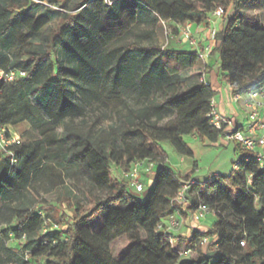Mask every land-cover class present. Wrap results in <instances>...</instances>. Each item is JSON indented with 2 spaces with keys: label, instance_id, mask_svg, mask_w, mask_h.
Wrapping results in <instances>:
<instances>
[{
  "label": "trees",
  "instance_id": "obj_1",
  "mask_svg": "<svg viewBox=\"0 0 264 264\" xmlns=\"http://www.w3.org/2000/svg\"><path fill=\"white\" fill-rule=\"evenodd\" d=\"M7 1V7L0 8V58H6L5 51L20 42L17 29L34 50H25V58L12 59L3 70H20L26 76L12 83L0 81L1 123L13 128L35 118L34 114L39 115L42 106H34L31 95L42 86L52 85L65 93L64 102L58 111L50 113V120L42 119L36 130L20 136L21 145L12 148L17 159L14 167L0 152V197L5 199L0 218L7 222L15 218L16 237L24 241L13 256L17 262L26 264L19 256L28 254L30 264H264V170L249 152L237 150L240 160L235 165L239 169L228 177L187 191L188 205L175 201L182 182L166 166L161 145L168 144L180 157L193 158L187 137L211 143L225 137L224 131L212 127L207 117L216 92L203 82L208 70L205 59L195 52H166L174 67L169 68L168 79L158 77L163 84L162 104L153 111L158 121L165 114L174 113L173 122L164 126L141 122L132 131L118 128L97 138L90 132L65 126L61 139L55 126L77 112L70 104V81L78 86L85 76L70 71L64 61L47 63L48 57L60 53L94 66L86 62V56H94L105 47L106 54L96 65L105 71V87L128 99H148L157 81L148 70L160 69L161 75V57L149 66L152 54L127 51L121 46L122 41L134 37L131 28L139 25L136 17L143 18L147 12L133 3L125 2L109 10L101 8L100 1L85 0L83 3L89 5L82 13L68 16L53 8H41L36 2L23 5L22 0ZM144 1L158 19L174 25L176 33L179 26L187 23L202 24L214 9L212 0L198 4L190 0H160L154 5L151 0ZM94 13L101 18V28H93ZM237 17L235 8L225 27L216 32L212 54L218 57L217 72L232 93L247 95L264 87V29L237 24ZM58 18L63 20L56 33L46 35ZM48 68L50 76H43ZM127 133L141 134L152 146L124 140ZM145 160L156 162L157 166L152 189L146 203H142L128 194L124 180L113 179L112 174L114 169L122 174L133 163ZM49 167L64 171L83 199L69 220L63 219L65 226H59L60 230L46 229L43 216L32 213L19 203L20 198L12 195L32 187ZM205 189L216 190L218 207L190 198L193 191ZM200 205L215 211L211 234L194 231L190 238L176 236L173 247L167 236L157 231L159 223L175 213L184 223H192V213ZM207 235L213 238L212 242L198 250L201 238ZM122 241L126 242L125 249L118 252L117 244ZM215 245L216 250L209 253L208 248ZM186 249H192L193 254L181 259L179 252Z\"/></svg>",
  "mask_w": 264,
  "mask_h": 264
},
{
  "label": "rangeland",
  "instance_id": "obj_2",
  "mask_svg": "<svg viewBox=\"0 0 264 264\" xmlns=\"http://www.w3.org/2000/svg\"><path fill=\"white\" fill-rule=\"evenodd\" d=\"M35 1L41 2V4H39L41 8H49V6L57 7L59 9L62 8L68 12V16H74L76 11L80 8L79 5L85 0H22V4L27 5L28 2L35 4ZM190 1L198 4L204 0ZM212 1L214 2L213 12L218 8H223L225 11L223 17L220 18V20L223 22L222 26L225 27L229 18L234 15L235 8H238V17L236 21L237 24H245L254 29H264V0ZM7 2V0H0V8H6L8 4ZM211 17L213 16L211 15ZM62 20V18H58L55 22H53L50 30H46V35L49 34L50 36H53L61 25ZM204 22H206V20ZM142 27H140V29L136 32L137 34L135 37L128 40L129 42L126 43L127 46L125 49L135 53H138L140 50H147L154 55L156 54L158 58L161 57V71L164 79H168L170 76L169 68H173L174 65L173 62L166 58V51L169 49L171 42L175 41L176 38L181 40V35L176 33L175 29L169 24H161V26L156 25L153 27ZM148 29L151 30L147 32ZM15 34L20 36V42L15 44V46L10 51H5L6 58H0L1 70H5L6 67L11 63L12 59L14 60L21 57L25 58V50L31 48L30 44L32 43L22 39L21 36L23 35L19 29L16 30ZM200 45L201 44H199V46ZM40 46L43 47V45ZM42 49L46 50V48ZM184 49L190 50L192 48L186 46ZM106 51L107 49L104 47L100 53L94 54V56L90 57L86 56V62L92 63L94 66H87L76 57L65 58L60 53H53L50 57H48L47 63L50 61L54 63L55 60L64 61L66 67H68L70 71L74 73L81 72L85 76V81H83L81 85L77 86L74 83L72 84V81H70L71 86L69 87V92L72 98L70 104L77 112L68 120H65L64 122L55 126V132L61 139H63L65 135V126H71L72 128L86 133L90 132L94 138H97L101 133L110 132L118 128L132 131L141 122H145L150 125L164 126L167 123L173 122L175 120L174 113L165 114L164 120L161 122L158 121L154 115V108H157L162 104V94L160 87L163 86V84L158 79V77L163 79L162 75L159 74L160 69L148 70V73L151 74L155 80H157L155 82L156 84L152 96L148 99H128L124 96H120L118 93H114L108 87H105L103 82L104 80L107 81L105 77V71L98 66L96 67V65L97 62L105 56ZM48 66L50 65L48 64ZM207 71L210 74H215L218 71V66H211L209 63ZM42 75L49 77V68L48 70L43 71ZM102 76L104 79H102ZM81 87H84V89H81ZM64 94L65 93L61 92L59 89H56L52 85L42 86L39 90H37L35 95H31V100L34 103V106H37V104L42 106V110L40 111L39 115L34 114L35 118L31 117L19 126L12 128V134L18 137H24L26 132L36 130L38 123L42 121V119L47 117L48 120H50V113H55L58 111L57 108H60L62 105L61 102H64ZM214 99H218V95H216ZM124 140H127L133 144H145L147 146H152L151 142L139 133H127L124 136ZM186 142L189 144L190 148L195 154V159L198 163L199 169L198 173L194 174L193 177L197 178L199 181L206 180L211 174H215L223 178L231 175L234 170V165L240 160L239 152L241 149H243L241 146L235 147V145H231L230 147L226 148L222 146L221 143H211L207 140H199L198 142H194L191 137H187ZM163 150L168 157L166 166L176 172V177L182 183L188 182L191 179V175L181 174L177 171L179 167L178 156L175 155L166 144H163ZM236 150H239V152ZM50 173H52V175H50ZM116 177L117 179L122 180V174H119V171L114 169L112 178L116 179ZM142 182L145 187V191L143 193L138 194L135 189L130 186L127 187V192L130 196L135 197L140 202L146 203L148 194L151 191L154 182V174L150 175L147 179H143ZM53 183H56L58 186H60L62 183H67L68 185L65 187V189L58 187L57 190L54 191L55 186L54 189H51ZM221 186L222 184L220 183L219 187ZM37 191L40 192V194L32 191V200L33 203L38 202V209L32 204H29L28 207L32 213L42 212L46 229H55L57 226H65L63 219H68L71 217L73 215V211L77 207V204L83 203L82 196L78 192H75L73 185L66 178L64 171H61L56 167L48 168V191H46L44 188L38 189ZM215 196L216 190L205 189L193 191L190 195V198L197 203H201L210 207H218L219 203L217 202ZM188 204L189 200L184 205ZM261 206L262 203L259 202L258 207L261 208ZM213 225L214 223H211V225L208 226L206 222V226H208V228L204 230L205 232L203 233L211 234ZM183 227L185 229H191V231L194 230L193 225L190 222L185 221ZM182 228L177 233H179ZM125 243V241L119 242L117 244L116 250L118 252H122L125 249ZM208 249L209 253H213L216 250L214 246ZM2 252L3 248L0 246V253ZM15 254H17V252L13 253L12 256L9 255L10 259L1 260L0 264H20L17 262L16 258L13 257Z\"/></svg>",
  "mask_w": 264,
  "mask_h": 264
},
{
  "label": "built area",
  "instance_id": "obj_3",
  "mask_svg": "<svg viewBox=\"0 0 264 264\" xmlns=\"http://www.w3.org/2000/svg\"><path fill=\"white\" fill-rule=\"evenodd\" d=\"M100 1L104 8L113 10L120 3H135L141 6L140 2H134L133 0H94ZM37 4L41 2L35 1ZM58 11L60 14H68L64 9H59L57 7H50ZM225 14L223 8H218L213 13L210 14L213 17L221 18ZM193 24L187 23L185 25L179 26L180 34L183 40L198 53L203 59L209 54L214 46L216 32H212L210 42L211 44L200 50L199 42L194 37L193 34ZM26 73L20 70H9V71H0V81L12 83L19 78H24ZM205 86L209 87V83L203 78ZM246 96L244 101L245 107L249 110L248 116V126L245 130H240L230 119L220 115L215 108L214 99L211 102L212 110L208 114L210 125L217 130H223L225 133V139L227 141H232L238 143L243 150L249 152L254 160L259 164L261 170H264V87L260 90L247 94H234L233 98L235 101H240ZM0 113H1V101H0ZM12 128L6 127L1 123L0 119V152L6 156L11 163V166L14 167L17 164V159L14 155L12 148L18 147L21 145V138L12 134ZM156 162L145 160L138 161L131 165V167L122 173V180H124L128 186L135 189L138 194H141L145 191L144 184L141 180V174L145 171L146 173L152 172L156 168ZM239 168L237 165H234V170L237 171ZM198 173V170H195ZM219 178L218 175L211 174L206 180L199 181L197 178L192 177L188 182L182 183L181 189L176 196L175 201L184 205L188 202L186 198L187 191L191 190L195 186H201L205 184H212L215 180ZM215 215V211L204 206L200 205L193 213L192 219L196 223L204 222L208 216ZM184 222L179 217L178 214L169 215L164 221H161L157 227V231L164 233L170 244L174 247L176 243V233L183 227ZM54 230H60V227L57 226ZM25 239V236L23 237ZM213 238L210 235L204 236L201 238V244H209L212 242ZM241 246H244V243H241ZM218 245H215L217 248ZM193 250L186 249L179 252L181 259H188L192 256ZM22 261L26 264H30V256L24 254L19 256ZM44 264V263H42Z\"/></svg>",
  "mask_w": 264,
  "mask_h": 264
},
{
  "label": "crops",
  "instance_id": "obj_4",
  "mask_svg": "<svg viewBox=\"0 0 264 264\" xmlns=\"http://www.w3.org/2000/svg\"><path fill=\"white\" fill-rule=\"evenodd\" d=\"M134 2L139 1L141 6L137 5L134 3V5L137 6V8H141L142 10H145L147 13H145V16L143 18H139L136 17V24L139 23V25L136 26L135 25L132 26V30H134V37L136 36V32L140 29V27H153L156 25L161 26V24L165 25V24H169L171 25L174 29L175 26L172 25L171 23L168 22H163L160 19H158L156 13H154L152 11V8L148 5V3H146L144 0H133ZM158 1H152L150 2V4L154 5L156 4ZM83 5L76 11V14H80L84 11L85 7L87 5H89V2L87 3H82ZM99 6L101 8L104 9V6L101 2L98 3ZM123 5L122 3H120L118 6ZM62 9V8H61ZM209 16L206 19V22H203L200 25L197 24H193V34L194 37L198 40L200 45V50H204L205 47L209 46L211 44L210 42V38H211V33L212 32H219L221 31L224 26L223 22L220 20V18H216V17H211ZM93 19L94 21V27L93 28H97L100 27V23H101V18L99 16H97L95 13L93 14ZM142 27V28H143ZM179 29V27H178ZM151 30L148 29L147 32ZM148 34V33H147ZM180 34V29H179V33ZM140 35V34H139ZM181 35V34H180ZM131 39V38H130ZM128 39V40H130ZM128 40H124L121 42V46L123 48H125L127 45L126 43L129 42ZM83 45L87 44L86 40L82 41ZM186 46H189L185 40L182 39L181 40L176 38L175 41L171 42L169 49L166 52H173V53H180V52H187V53H196V50L194 49H190V50H185L184 48ZM190 47V46H189ZM139 52L141 53H150L147 50H140ZM150 57V61L148 62V65L150 66L151 64H153L155 62V60H158L157 55H153ZM160 58V57H159ZM163 60V59H162ZM205 61L207 66H209V63L211 66H218V57L212 54V51L207 54V56L205 57ZM160 63V68H161V60L159 61ZM161 75L163 76V74L161 73ZM205 80L211 85L212 89L216 92L215 96L218 95V99H214L215 102V108L216 111L224 116L227 117L228 119H230L240 130H245L246 127L248 126V116H249V110L245 107L244 101L246 99V96H244V98L240 101H235L233 96L234 94L232 93L230 87L221 79L220 74L215 73V74H210L208 71L205 75ZM164 120V118H163ZM161 120V121H163ZM160 121V122H161ZM14 128V127H13ZM192 140L194 142H198L199 139L195 136L191 137ZM217 143V142H216ZM218 143H221L222 146L224 147H230L231 145H235L236 146H240L238 143L236 142H232V141H227L225 138H222L218 141ZM171 151L177 155L173 149L166 144ZM161 148L163 149V144L161 145ZM237 149V148H236ZM237 151V150H236ZM166 155V160H167V154ZM178 156V155H177ZM179 159V167L177 169V171L181 174H190L191 178L194 176V174H196L195 170H198V163L195 159V154L193 158H186V157H180L178 156ZM167 163V161H166ZM3 169V164L2 161L0 160V170ZM176 173V172H174ZM115 174V173H114ZM154 174V170L152 172L146 173L145 171L141 174V180L143 179H147L150 175ZM50 175H52V173H50ZM195 178V177H194ZM56 183H53V186L51 189H54L55 186V190H57L58 187L60 188H64L67 187V183L65 184H60V186H58ZM47 187V188H45ZM45 189L46 191H48V170L46 173L41 174L40 178L38 180L37 183L33 184L32 187H29L26 190L23 191H18L12 195H14L16 198H20L19 199V203L20 204H24L28 207L29 204H32L34 207L36 206L38 209V202H34L33 203V193L32 191L36 192L37 194H40V192H38V189ZM54 191H50V192H54ZM11 194V193H10ZM5 204V199L2 197H0V208ZM29 208V207H28ZM39 214L43 215L42 212H40ZM216 220L213 216H208V218L205 220V222L203 223H196L194 221H192V225H193V231H191V229H185L184 227L182 228V230L179 233H176V236L179 237H183V238H190L193 234L194 231H198V232H205L204 230H206L208 228L209 225H211V223H214ZM206 222L207 225L206 226ZM16 219L13 218L11 222H7L5 221L3 218H0V246H2L3 248V252L0 253V261L1 260H6V259H10L9 255L12 256L13 253L18 252L21 249V245L22 243H24V241L17 239L16 237ZM203 244L199 245L198 250H201V246ZM11 248H10V247Z\"/></svg>",
  "mask_w": 264,
  "mask_h": 264
}]
</instances>
